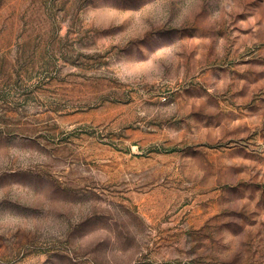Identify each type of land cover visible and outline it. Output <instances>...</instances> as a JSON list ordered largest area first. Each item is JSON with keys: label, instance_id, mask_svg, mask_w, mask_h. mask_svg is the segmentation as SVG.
Segmentation results:
<instances>
[{"label": "rangeland", "instance_id": "374dc122", "mask_svg": "<svg viewBox=\"0 0 264 264\" xmlns=\"http://www.w3.org/2000/svg\"><path fill=\"white\" fill-rule=\"evenodd\" d=\"M0 264H264V0H0Z\"/></svg>", "mask_w": 264, "mask_h": 264}]
</instances>
